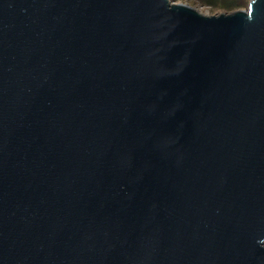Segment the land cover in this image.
<instances>
[{
    "label": "water",
    "instance_id": "water-1",
    "mask_svg": "<svg viewBox=\"0 0 264 264\" xmlns=\"http://www.w3.org/2000/svg\"><path fill=\"white\" fill-rule=\"evenodd\" d=\"M0 264H264V0H0Z\"/></svg>",
    "mask_w": 264,
    "mask_h": 264
},
{
    "label": "rangeland",
    "instance_id": "rangeland-1",
    "mask_svg": "<svg viewBox=\"0 0 264 264\" xmlns=\"http://www.w3.org/2000/svg\"><path fill=\"white\" fill-rule=\"evenodd\" d=\"M174 3L187 4L194 7L205 15H217L221 13H232L235 11H246L250 0H172ZM202 13V14H203Z\"/></svg>",
    "mask_w": 264,
    "mask_h": 264
},
{
    "label": "bare ground",
    "instance_id": "bare-ground-1",
    "mask_svg": "<svg viewBox=\"0 0 264 264\" xmlns=\"http://www.w3.org/2000/svg\"><path fill=\"white\" fill-rule=\"evenodd\" d=\"M200 13H203V12H201V11H199ZM204 14V13H203Z\"/></svg>",
    "mask_w": 264,
    "mask_h": 264
}]
</instances>
